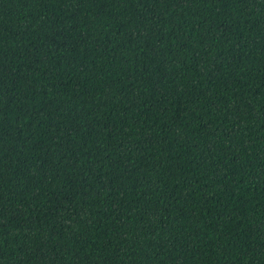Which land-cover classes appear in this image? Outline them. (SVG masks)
Returning <instances> with one entry per match:
<instances>
[{"label": "trees", "instance_id": "16d2710c", "mask_svg": "<svg viewBox=\"0 0 264 264\" xmlns=\"http://www.w3.org/2000/svg\"><path fill=\"white\" fill-rule=\"evenodd\" d=\"M0 264H264V0H0Z\"/></svg>", "mask_w": 264, "mask_h": 264}]
</instances>
